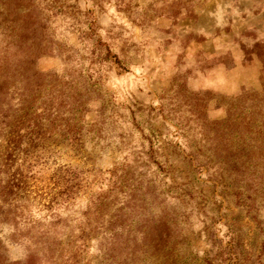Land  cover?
<instances>
[{
    "label": "rangeland",
    "instance_id": "obj_1",
    "mask_svg": "<svg viewBox=\"0 0 264 264\" xmlns=\"http://www.w3.org/2000/svg\"><path fill=\"white\" fill-rule=\"evenodd\" d=\"M29 259L264 264V0H0V264Z\"/></svg>",
    "mask_w": 264,
    "mask_h": 264
},
{
    "label": "trees",
    "instance_id": "obj_2",
    "mask_svg": "<svg viewBox=\"0 0 264 264\" xmlns=\"http://www.w3.org/2000/svg\"><path fill=\"white\" fill-rule=\"evenodd\" d=\"M22 29L27 31L26 21L22 22ZM26 33L22 31L21 35L15 37V40L7 41L5 47V54L3 59L6 65L7 83L11 90H17L20 94L32 97V92L38 91L41 84V74L32 68L33 60L31 58L33 52L32 47L36 45L35 42H30L28 46L24 44L27 42ZM13 46V51H11ZM31 259L24 264H30ZM19 264V263H16Z\"/></svg>",
    "mask_w": 264,
    "mask_h": 264
}]
</instances>
